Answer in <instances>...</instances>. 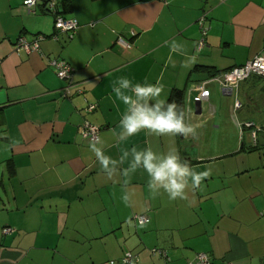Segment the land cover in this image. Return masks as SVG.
<instances>
[{"label":"crops","instance_id":"obj_1","mask_svg":"<svg viewBox=\"0 0 264 264\" xmlns=\"http://www.w3.org/2000/svg\"><path fill=\"white\" fill-rule=\"evenodd\" d=\"M23 1L0 0V264H124L126 252L135 264H187L198 253L213 264H264V78L251 76L232 93L212 81L264 57V0H55L60 15L78 22L72 38L57 39L47 1L32 12ZM204 12L207 34L197 49ZM37 34L46 36L40 53L14 49L20 35ZM172 39L197 57L194 64L182 66L186 57L164 45ZM51 58L75 69L71 97L62 94ZM120 77L159 80L166 101L173 89L185 90L198 139L143 130L118 142L125 106L112 87ZM198 86L208 94L200 102ZM87 103L96 109L86 113ZM85 119L100 128L105 155L175 146L211 175L187 199L171 201L163 192L153 199L138 169L126 205L123 177L109 180L81 136ZM246 121L258 129L255 145L240 127ZM135 215H147L145 228L135 226Z\"/></svg>","mask_w":264,"mask_h":264},{"label":"clouds","instance_id":"obj_2","mask_svg":"<svg viewBox=\"0 0 264 264\" xmlns=\"http://www.w3.org/2000/svg\"><path fill=\"white\" fill-rule=\"evenodd\" d=\"M164 45L171 53L186 57L182 62L183 67H189L196 62L197 57L188 56L185 45L177 40H166ZM112 91L115 99L125 106L118 125L121 130L117 134L118 142L127 140L143 130L155 136L182 135L185 139L190 136L198 139L200 125L192 122L191 110L182 108L175 102L161 99L164 85L159 80L155 84L133 83L127 77H120L114 81ZM101 144V139L96 137L90 142L89 148L109 180L116 176L123 177L122 200L126 205L130 201L127 189L131 176L138 169H143L147 173V188L153 199L163 192L171 201L187 199L186 191L199 189L202 181L211 175L210 169L202 172L195 170L188 161L181 158L175 146H170L166 152L159 154L151 147L139 150L133 147L131 150L122 151L118 159H114L104 154ZM126 162L128 167H122ZM136 220V227L143 229L147 226L144 219L137 217Z\"/></svg>","mask_w":264,"mask_h":264},{"label":"built area","instance_id":"obj_3","mask_svg":"<svg viewBox=\"0 0 264 264\" xmlns=\"http://www.w3.org/2000/svg\"><path fill=\"white\" fill-rule=\"evenodd\" d=\"M40 0H24L23 5L26 7L28 12H32L36 5ZM162 3L167 4L168 0H160ZM47 9L55 15L54 26L56 32L51 35V38L57 39L58 33H67L70 38L73 37L76 29L78 28V22L76 19L73 18H65L60 15L56 8V1L55 0H47L46 3ZM207 19V13H202L198 19V24L201 29L202 38L198 42L197 49H200L204 45L203 37L207 34V27L205 26V21ZM133 34V33H132ZM46 38L43 34L34 35L32 38H28L26 35H20L14 43V49L16 51H24L26 53H40V42ZM117 43L129 47L130 44L125 42L121 37H118ZM49 65L55 70L56 76L65 82L64 87L61 89L62 94L65 97H71L73 94V77L75 73V69L63 59L60 58H51L48 61ZM251 76H259L264 78V57L255 56L254 58L247 61L245 64L237 67H233L225 72L220 73L219 75L215 76L212 81L217 82L220 89L225 93H232L236 91L239 84ZM77 94H81L82 91L80 89L76 90ZM197 96L195 100L197 102L202 101L203 99L207 98L208 94L206 91L202 89V86L197 87ZM241 107V103L236 100L234 103V108L239 109ZM96 109L95 103H87L84 110L86 113H91ZM82 130L81 136L83 139L92 142L96 137H99L100 128L90 122L89 120L85 119L82 123ZM241 126H245L246 128L250 129V135L253 143L256 142L257 131L256 124L253 121H246ZM260 216H264V211L260 213ZM140 217L145 221H149L147 215H135V218ZM10 228H5L4 233L10 231ZM153 254H159L163 257H167V253L161 249H152ZM121 261L124 264H135L137 258L131 253L126 252ZM113 264V261L110 262ZM187 264H213L212 259L206 253H198L194 256V259L189 260ZM224 264V263H221Z\"/></svg>","mask_w":264,"mask_h":264},{"label":"trees","instance_id":"obj_4","mask_svg":"<svg viewBox=\"0 0 264 264\" xmlns=\"http://www.w3.org/2000/svg\"><path fill=\"white\" fill-rule=\"evenodd\" d=\"M212 76H215V74ZM185 101V90L177 88L171 91L170 96L167 99V102H175L178 106L182 108H185Z\"/></svg>","mask_w":264,"mask_h":264},{"label":"bare ground","instance_id":"obj_5","mask_svg":"<svg viewBox=\"0 0 264 264\" xmlns=\"http://www.w3.org/2000/svg\"><path fill=\"white\" fill-rule=\"evenodd\" d=\"M192 92L194 93L195 91H194V88L192 89ZM194 96H195V94H194ZM256 143V142H255ZM255 145V144H254ZM208 255V254H207Z\"/></svg>","mask_w":264,"mask_h":264},{"label":"rangeland","instance_id":"obj_6","mask_svg":"<svg viewBox=\"0 0 264 264\" xmlns=\"http://www.w3.org/2000/svg\"><path fill=\"white\" fill-rule=\"evenodd\" d=\"M205 103H203V107L206 108V106L204 105Z\"/></svg>","mask_w":264,"mask_h":264},{"label":"water","instance_id":"obj_7","mask_svg":"<svg viewBox=\"0 0 264 264\" xmlns=\"http://www.w3.org/2000/svg\"><path fill=\"white\" fill-rule=\"evenodd\" d=\"M180 136H182V135H180Z\"/></svg>","mask_w":264,"mask_h":264}]
</instances>
